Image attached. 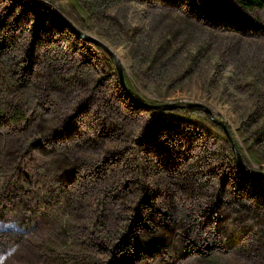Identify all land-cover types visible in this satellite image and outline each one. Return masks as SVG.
<instances>
[{"label":"rangeland","instance_id":"obj_1","mask_svg":"<svg viewBox=\"0 0 264 264\" xmlns=\"http://www.w3.org/2000/svg\"><path fill=\"white\" fill-rule=\"evenodd\" d=\"M39 1L0 0V264H264V7Z\"/></svg>","mask_w":264,"mask_h":264},{"label":"water","instance_id":"obj_2","mask_svg":"<svg viewBox=\"0 0 264 264\" xmlns=\"http://www.w3.org/2000/svg\"><path fill=\"white\" fill-rule=\"evenodd\" d=\"M35 1L40 2L39 0H35ZM86 38L89 39L90 41L94 42V43H97L98 45H101L106 50V52H108L114 58L115 64H116V70H117L120 82L122 83L123 88L126 90V92L128 94H130L129 91H128V88L126 86V83L124 81L122 68H121L118 60L114 56V54L111 52V50H109L104 44H102L101 42H99L95 38H92V37H89V36H87ZM143 104L147 105L148 107L154 108V109H174V108H177V107H181V105H177L175 103H162V104H146V103H143ZM188 106L202 107V105L199 104V103H190V104H188ZM203 109L209 115L211 114L210 110L207 107L203 106ZM232 146H233V148H235V145H234L233 142H232ZM235 158H236V162H237L241 172H243L245 175L249 176L252 179H257V180L261 179V178H264V175H256V174H254V173H252L251 171L248 170V168L245 166L244 162L242 161L238 151L235 152Z\"/></svg>","mask_w":264,"mask_h":264},{"label":"trees","instance_id":"obj_3","mask_svg":"<svg viewBox=\"0 0 264 264\" xmlns=\"http://www.w3.org/2000/svg\"><path fill=\"white\" fill-rule=\"evenodd\" d=\"M234 2H236L238 4L239 7L246 9V10H254V9H261L264 7V0H233ZM127 87L129 90H131L133 92V89L131 87L130 84H127ZM180 111H182V109H176L172 112H169V115H176V113H179ZM195 110L190 109L188 110V112H193ZM7 110L6 108H0V116H3L4 114H6ZM157 113H163L162 111H157ZM181 114L186 115V118L189 119L188 114H186V112H181Z\"/></svg>","mask_w":264,"mask_h":264}]
</instances>
